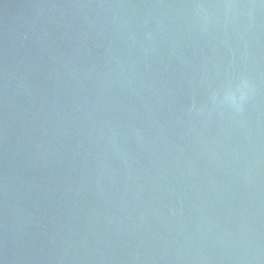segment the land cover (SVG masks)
Returning a JSON list of instances; mask_svg holds the SVG:
<instances>
[{
	"label": "water",
	"instance_id": "95a60500",
	"mask_svg": "<svg viewBox=\"0 0 264 264\" xmlns=\"http://www.w3.org/2000/svg\"><path fill=\"white\" fill-rule=\"evenodd\" d=\"M0 264H264V0H0Z\"/></svg>",
	"mask_w": 264,
	"mask_h": 264
},
{
	"label": "clouds",
	"instance_id": "9594fccd",
	"mask_svg": "<svg viewBox=\"0 0 264 264\" xmlns=\"http://www.w3.org/2000/svg\"><path fill=\"white\" fill-rule=\"evenodd\" d=\"M27 38V37H25ZM250 88V83L249 81L245 78L241 80L238 84H236L234 87H231L225 91V99H235L237 92H239V98L240 101H243L244 96L247 95L248 90Z\"/></svg>",
	"mask_w": 264,
	"mask_h": 264
}]
</instances>
